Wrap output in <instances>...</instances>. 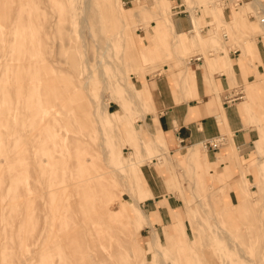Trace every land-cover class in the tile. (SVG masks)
Listing matches in <instances>:
<instances>
[{"label": "rangeland", "instance_id": "obj_1", "mask_svg": "<svg viewBox=\"0 0 264 264\" xmlns=\"http://www.w3.org/2000/svg\"><path fill=\"white\" fill-rule=\"evenodd\" d=\"M176 1L185 6L191 31H173L170 7ZM235 3L0 0V264H87L98 258L99 264H186L177 252L183 248L188 264H205L207 255L213 260L237 259L238 264H264L263 149L258 148L259 157L246 159L233 147L235 158L226 160L238 164L237 175L230 164L228 174L218 180L214 176L220 171L218 163L205 164L204 150H199V163L193 159L197 152L183 164L177 162L179 154L165 155L157 148L150 150L153 157L149 152L135 153L140 151L139 141L144 142L142 125L135 121L148 108L130 77L161 71L162 64L188 66L193 54L186 37L196 33L205 63L219 51L224 53L225 45L234 43L242 49L249 40L264 42L259 22L264 0ZM223 7L231 15L239 12V21L231 16L226 21ZM70 9L78 12L77 17L53 29L48 40L52 48L44 49L47 20ZM249 13L255 16L252 23L247 22ZM154 24L161 26L160 37L151 31ZM35 30L43 41L40 52L33 50ZM210 33L215 36L212 42ZM247 54L252 61V53ZM47 62L57 69L49 71ZM51 78L68 89L81 87L54 107L44 99L57 96L44 81ZM221 134L226 140L217 158L230 141L229 133ZM131 157L139 166L154 169L173 200L150 210L152 206L143 202L149 195ZM71 170L77 173L72 175ZM247 174H253L252 181ZM78 177L87 191L74 197L69 191ZM65 190L68 199H63ZM255 199L249 208L246 203ZM231 203L236 231L222 216ZM155 207L165 212L164 218L157 217ZM75 211L88 216L87 223L74 235L51 240L49 234L60 230Z\"/></svg>", "mask_w": 264, "mask_h": 264}, {"label": "crops", "instance_id": "obj_2", "mask_svg": "<svg viewBox=\"0 0 264 264\" xmlns=\"http://www.w3.org/2000/svg\"><path fill=\"white\" fill-rule=\"evenodd\" d=\"M221 14L226 21L232 17L235 22L241 16L237 11L231 15L228 7H223ZM247 19L252 23L255 16L249 13ZM151 26L156 27L155 24ZM191 30L192 23L187 12L173 15L174 32L181 34ZM207 37L208 41H214V33ZM186 39L193 54L187 60L188 66L169 68L168 64H162L161 71L158 69L153 74L130 77L133 79L131 83L137 87L132 86L133 90L143 96L148 108L143 114L140 112L142 118L135 121L142 125L141 134L145 142L139 141L137 133L141 148L135 153L149 152L148 157H153L150 150L157 148L165 155L179 154L177 162L183 164L192 159V153L197 152V157L193 159L199 163V150H204L205 164L218 163L216 168L220 171L214 175L218 180L229 172L231 163L227 160L235 158L231 150L233 147L238 150L239 156L246 159L259 157L258 148L264 150V42L260 38L249 40L242 49L235 47L234 43L233 47L225 45L228 49L224 53L219 51L216 57H209L205 63L198 52L197 42L201 40L197 33ZM248 52L253 55L252 61ZM172 57L178 58L174 54ZM238 90L241 94L234 98ZM221 131L229 133L230 141L222 157L217 158L222 145L211 151L202 144L207 138L221 134ZM221 135H224L225 141L226 135ZM181 151L184 152L180 154ZM131 158L143 180L145 195H149L143 202L152 206L150 210L154 212L153 206L159 202L173 200L172 193L165 190L161 177L154 169L149 164L139 166L135 162L137 158ZM231 167L236 176L238 164L232 161ZM208 175L212 176V173ZM246 177L251 181L254 178L253 174ZM157 208V217L164 218L165 212L161 213Z\"/></svg>", "mask_w": 264, "mask_h": 264}, {"label": "bare ground", "instance_id": "obj_3", "mask_svg": "<svg viewBox=\"0 0 264 264\" xmlns=\"http://www.w3.org/2000/svg\"><path fill=\"white\" fill-rule=\"evenodd\" d=\"M61 2V0H59ZM62 8V7H61ZM65 8H62V10ZM62 10H60V12L58 14L52 15L49 19V21L47 20L46 22V27H45V31L43 32L44 36H45V40L43 43L44 49H50L52 48V45L48 43V40L50 38V35L52 33V30L55 29L56 27H58V25H60V23H64L67 22L69 20H73L74 18L77 17L78 12L75 9H70L69 13L63 12ZM163 20V19H162ZM162 23V22H161ZM164 24V22H163ZM173 24V23H172ZM172 26V25H171ZM101 27V26H100ZM153 29L151 30L153 32V34H155L157 37H160L161 33H162V29L160 25H157L156 27H152ZM81 35V31H79ZM166 32V31H165ZM35 37H36V42L33 46V50L35 52H40L42 49V39L41 36L38 33V30H35ZM94 45L96 46V42L94 41ZM98 47V46H96ZM59 61H56V63L59 64ZM47 65V69L49 71H54L55 69H57L56 66H54L53 64H49V62L46 63ZM45 82H47L48 87H50L52 90L55 91V97L57 98H52L51 101H49V98H44L47 104H50L51 106H59L61 104L62 101L69 99L73 94L77 93V91L80 89L81 85H75L74 87H72L71 89H68L67 87H65V85H58L56 80L51 78V79H45ZM32 117L35 116V114L32 113ZM33 121V120H32ZM32 125V124H30ZM71 174L75 175L77 172H75V170H71ZM65 180V176H62V181ZM71 184V183H70ZM72 185L74 186L73 190L69 191V193H71L73 191V193L71 195H73L74 197L78 196L79 194L83 195L84 193H86L87 191V186L86 184L83 182V180L78 177L74 182H72ZM67 188V187H66ZM260 194V193H259ZM70 194L67 195L66 190L63 193V199H68ZM259 199V197H258ZM257 199V200H258ZM255 200H251L249 202H247L246 204L249 206V208H251L252 206H255V202L257 201ZM260 201V200H259ZM257 204V203H256ZM80 209V208H79ZM223 211H225V213L222 215L223 217L226 218V220L229 222V224H231L230 226L236 231L235 229V204L231 203L230 205H228V207H225L224 209H222ZM78 211V210H77ZM75 211L74 213H72L71 215L67 216V218L64 220V223L62 226H60V230L50 233L49 237L51 236V240L53 239H59L60 237L63 236H68V235H74L75 233H77L79 231V229L81 227H83L87 221H88V216H86L84 213L77 212ZM263 234V233H262ZM228 235V234H227ZM154 236L155 234L152 236L150 244L154 241ZM231 236V235H230ZM234 237V236H233ZM235 239V238H234ZM230 240V239H229ZM231 241V240H230ZM236 241V240H234ZM245 241V240H244ZM40 243V238L37 239V244ZM92 243V242H91ZM94 243V242H93ZM184 243V242H183ZM234 243V242H233ZM243 243V242H242ZM254 243V242H253ZM256 243V242H255ZM167 244H171L170 241L165 243L164 246H166ZM250 244V242H249ZM93 245V244H92ZM240 246V245H239ZM256 246V244H255ZM254 245H252V247H255ZM263 246V245H261ZM260 246V247H261ZM212 247V246H211ZM223 247V246H222ZM250 247V246H249ZM248 247V248H249ZM259 246L255 247L258 249ZM207 248V247H206ZM251 248V247H250ZM223 249V248H222ZM252 249V248H251ZM254 249V248H253ZM252 249V250H253ZM218 250V249H217ZM260 250V248L258 249ZM225 251V250H224ZM223 251V252H224ZM237 251V250H236ZM262 251V250H261ZM260 251V252H261ZM177 252L179 253L181 260H184L186 262V264H188L186 258H185V252L186 250L183 249H178ZM247 252V251H246ZM249 252V251H248ZM247 252V253H248ZM263 252V251H262ZM226 253V252H225ZM229 253V252H228ZM236 253V252H235ZM188 254V252H187ZM210 254V253H209ZM222 254V253H221ZM224 254V253H223ZM246 254V253H245ZM254 254V253H253ZM252 254V255H253ZM230 255V254H229ZM260 255V254H259ZM189 258H192L191 254H188ZM208 259H206L205 264H238V260H234V261H223V257L221 255V260L219 259H215L213 260L211 258V256ZM224 256V255H223ZM226 256V255H225ZM247 256V255H245ZM251 256V255H250ZM194 257V255H193ZM232 257V256H231ZM196 258V257H195ZM211 258V259H210ZM234 259V258H233ZM88 260V259H87ZM98 260H101V258L97 259V260H92V262H89L87 264H99ZM242 261V260H241ZM197 262V261H196ZM80 264V263H78ZM194 264V263H193ZM198 264V263H197Z\"/></svg>", "mask_w": 264, "mask_h": 264}, {"label": "built area", "instance_id": "obj_4", "mask_svg": "<svg viewBox=\"0 0 264 264\" xmlns=\"http://www.w3.org/2000/svg\"><path fill=\"white\" fill-rule=\"evenodd\" d=\"M238 2H239V0H236L235 4H237ZM170 11H171L172 15L187 12L184 4L178 3L177 1L173 5H171ZM256 13H258V12H256ZM259 22L261 23L262 27L264 28V16L259 18ZM240 94H241V90H238L235 93L234 98L238 97ZM230 100H232V99H230ZM223 143H224V135L219 134L217 136L207 138L206 140H204L202 145L204 148H207L211 151H216L221 145H223Z\"/></svg>", "mask_w": 264, "mask_h": 264}]
</instances>
